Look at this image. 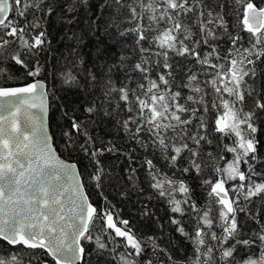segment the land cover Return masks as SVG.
Here are the masks:
<instances>
[{
	"label": "snow or ice",
	"instance_id": "snow-or-ice-1",
	"mask_svg": "<svg viewBox=\"0 0 264 264\" xmlns=\"http://www.w3.org/2000/svg\"><path fill=\"white\" fill-rule=\"evenodd\" d=\"M109 6L136 61L119 84L111 76L116 65L99 79L89 72L102 96L86 111L114 117L129 151L111 141L94 146L74 120L93 165L81 172L57 154L44 125L49 97L40 54L56 8L45 0H0V264H49L45 256L55 264H87L85 242L98 258L110 257L105 264H157L145 258L147 243L167 257L159 264H264V223L247 208L253 197L264 199V180H254L256 121L264 123V86L257 90L254 79L264 63V0H111ZM20 71L24 82L10 84ZM137 149L146 153L149 187L169 206V223L191 245L183 257L154 236L146 242L106 196L98 206L86 191L85 180L102 195L108 173L101 157L120 153L132 161ZM135 173L131 168L128 179ZM141 214L153 215L147 205ZM241 214L258 224L247 238Z\"/></svg>",
	"mask_w": 264,
	"mask_h": 264
},
{
	"label": "trees",
	"instance_id": "trees-1",
	"mask_svg": "<svg viewBox=\"0 0 264 264\" xmlns=\"http://www.w3.org/2000/svg\"><path fill=\"white\" fill-rule=\"evenodd\" d=\"M45 3H52L56 8V11L47 18L45 25L50 43L40 54L44 66L40 78L47 83L49 97V128L59 155L68 161L76 162L81 172H91L93 170L91 157L80 148L85 137L72 129L74 120L80 122L83 130L94 138L96 147L111 141L127 152L130 142L118 130L114 117L104 116L100 109L93 113L86 111L93 101L99 103L102 96L101 91L93 87L94 82L90 80L88 73H95L99 79L108 72L109 67L116 65L111 76L113 81L119 84L124 80L125 68L136 61V56L132 52L131 40L121 38L118 30L113 27V17L116 12L109 6L111 0H66V2L45 0ZM59 3L64 4L63 9L58 6ZM72 3H75V12L68 10V5ZM98 49L103 50L102 56H97ZM121 57L127 58L124 66L120 64ZM9 72L13 73L16 70L9 69ZM70 76H75V82H66V78ZM254 79L257 90L264 86V63L258 62L257 76ZM8 82L13 85L23 83V72L16 73V79ZM181 82L178 74L176 84L179 85ZM256 124L258 131L255 136L259 144L255 167L259 175L254 177V180L260 182L264 180V123L257 120ZM132 155L135 157L132 161L120 153H107L101 157L108 175L104 180L102 195L101 190L85 180L89 198L94 204L103 206V197L106 196L119 215L129 219L133 231L142 236L146 242L149 236H154L161 247L168 249L176 257H183L185 249H190L191 245L175 231V226L169 223V206L157 199L154 190L149 187L150 177L143 163L146 153L137 149ZM149 158L153 157L149 156ZM156 163L158 167L168 171L163 161L156 160ZM131 168H135L136 173L135 177L129 180ZM189 183L199 197L202 191L199 183L195 178L190 179ZM121 193L126 195L122 196ZM145 205L153 215L142 216ZM247 208L249 215H255L261 223H264V199L253 197L251 203H247ZM239 219L242 222L245 238L251 236L253 230L258 228V224L247 220L245 214H241ZM85 244L88 250L87 264H105V259H110V257L98 258L95 246L87 242ZM254 247L258 256L259 246ZM119 251H123V248ZM145 258L157 261V264L167 259L164 255L152 253L150 243H147ZM44 259L49 264H54L48 256ZM93 260L94 263L91 262ZM178 264H184V261L181 259Z\"/></svg>",
	"mask_w": 264,
	"mask_h": 264
},
{
	"label": "water",
	"instance_id": "water-1",
	"mask_svg": "<svg viewBox=\"0 0 264 264\" xmlns=\"http://www.w3.org/2000/svg\"><path fill=\"white\" fill-rule=\"evenodd\" d=\"M45 84H46V91L48 92V90H47V83L45 82ZM48 104H49V99H48ZM44 125H45V129L47 130L48 135L50 137V142L52 143L53 148L56 150L55 145H54V141H53V136H52L51 131H50V128H49V106H48V111L46 112V114L44 116ZM56 152H57V150H56ZM57 154L59 155L58 152H57ZM61 158L64 159L63 157H61ZM66 161H68V160H66ZM70 162H73V161H70ZM49 258H50V260H52L51 257H49ZM53 263L55 264L54 261H53Z\"/></svg>",
	"mask_w": 264,
	"mask_h": 264
},
{
	"label": "rangeland",
	"instance_id": "rangeland-1",
	"mask_svg": "<svg viewBox=\"0 0 264 264\" xmlns=\"http://www.w3.org/2000/svg\"><path fill=\"white\" fill-rule=\"evenodd\" d=\"M91 262H93L94 263V260L93 261H91ZM95 264V263H94Z\"/></svg>",
	"mask_w": 264,
	"mask_h": 264
}]
</instances>
